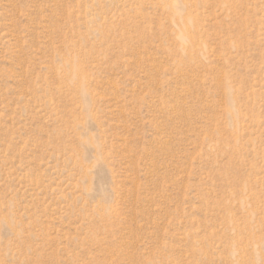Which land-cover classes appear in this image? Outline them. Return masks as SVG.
Returning a JSON list of instances; mask_svg holds the SVG:
<instances>
[{"label": "rangeland", "instance_id": "1", "mask_svg": "<svg viewBox=\"0 0 264 264\" xmlns=\"http://www.w3.org/2000/svg\"><path fill=\"white\" fill-rule=\"evenodd\" d=\"M0 264H264V0H0Z\"/></svg>", "mask_w": 264, "mask_h": 264}]
</instances>
